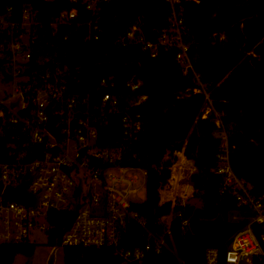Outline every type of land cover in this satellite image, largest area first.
<instances>
[{
	"label": "trees",
	"instance_id": "16d2710c",
	"mask_svg": "<svg viewBox=\"0 0 264 264\" xmlns=\"http://www.w3.org/2000/svg\"><path fill=\"white\" fill-rule=\"evenodd\" d=\"M190 55L194 70L201 75L206 93L187 92L195 86L192 72L184 74L174 52L160 50L151 57L140 47H128L120 53L117 39L135 22L141 21L149 38H156V28L164 21L161 9L168 13L166 0H107L100 11L101 37L86 42L85 31L73 27L59 28L53 35L48 24L61 10L75 4L66 0H0V14L12 6L16 17L31 6L37 17L47 24V39L58 50L56 60L67 62L78 74L73 92L100 98L101 78H112V89L120 99L119 110L109 114L99 128L98 146L120 147L121 164L146 171V197L133 204L146 219L143 228L131 222L122 237L124 246L133 248L149 242V233L163 237L170 248L160 253L148 252L141 263L132 264H204L205 251L217 247L224 254L234 233L248 223V218L233 220L239 212L230 192L221 193L222 177L212 169L227 135L231 166L235 173L253 186L255 194L264 193V0H183ZM78 8H80L78 6ZM65 35H68L66 37ZM78 68V69H76ZM137 75L142 87L132 92L127 80ZM147 99L139 105L134 101ZM210 105L206 117L205 107ZM139 113L142 129L137 139L124 136L122 113ZM217 120L221 121V127ZM19 131V127L17 128ZM220 132V134L218 133ZM218 133V134H217ZM12 128L0 134V159H8ZM22 135L20 141H24ZM40 148V145L30 144ZM182 152L194 161L196 171L190 175L194 197L201 201V217L222 214L225 225L195 235L183 225L197 206L180 200L162 201L161 190L174 184L172 166ZM177 164L173 166V171ZM174 217L169 225L165 217ZM51 244L58 243L72 223L74 212H50ZM34 243L0 245V264H13L19 254L33 256ZM65 264H121V258L109 247H64Z\"/></svg>",
	"mask_w": 264,
	"mask_h": 264
},
{
	"label": "built area",
	"instance_id": "2783aa9c",
	"mask_svg": "<svg viewBox=\"0 0 264 264\" xmlns=\"http://www.w3.org/2000/svg\"><path fill=\"white\" fill-rule=\"evenodd\" d=\"M66 1L75 5L52 18L48 24L51 33L55 35L59 28L65 27L83 28L86 42L99 40L100 11L107 0ZM166 2L169 10L162 20L164 24L156 28V38H149L139 21L116 44L127 50L131 46L140 47L151 57H156L160 50L174 52L183 73L194 75L195 86L187 92L206 93L190 55L183 0ZM46 26L31 6H25L18 17L12 6L0 14V86H13L10 93L4 90L6 94L0 97V134L10 127L12 139L17 140L9 144L8 159H0V182L6 188L27 181V190L38 199L37 205L26 204L9 198L4 191L0 193V245L34 243L36 229L50 236V212L72 211L74 219L59 245L109 247L121 258V264L141 263L149 251L160 253L170 247L163 237L152 233L145 245L129 248L122 243L131 222L146 226V219L133 208L137 202L128 199L129 193L136 192L131 186L139 180L132 170L145 175L146 171L121 164L122 148L97 144L98 127L109 114L119 110L120 99L112 91L116 82L101 78L98 89L103 92L96 100H90L89 94L74 93L73 84L80 82L79 75L67 62L55 59L58 50L47 39ZM142 84L135 74L126 86L136 92ZM146 99L147 95H142L133 105ZM50 105L55 124H66L60 137L47 128ZM77 113L84 115L77 118ZM217 124L221 127L220 120ZM122 125L125 138L137 139L142 129L141 115L124 111ZM23 134L27 138L20 141ZM222 138L218 162L212 171L222 177L220 192H230L236 198L240 210L232 216L233 220L248 218V223L234 233L224 254L217 247H209L204 264H264V193L255 194L253 186L235 173L225 132ZM183 225L190 229L189 218Z\"/></svg>",
	"mask_w": 264,
	"mask_h": 264
},
{
	"label": "rangeland",
	"instance_id": "374dc122",
	"mask_svg": "<svg viewBox=\"0 0 264 264\" xmlns=\"http://www.w3.org/2000/svg\"><path fill=\"white\" fill-rule=\"evenodd\" d=\"M0 97H4L7 92H11L13 89L12 84H9L3 88L0 86ZM210 103L205 107V113L210 111ZM220 134V132H218ZM217 133V134H218ZM74 144V140L70 141V149ZM177 159L175 164H178L175 170H171L174 174V180L177 181V185H174L171 181L161 190L162 201L167 200H180L182 203H189L195 206H201V201L197 197H194V190L191 187L190 175L193 166L188 165L186 159L177 152ZM182 159L183 162H180ZM175 164L173 166H175ZM172 166V169H173ZM133 173L138 175V182L134 183L131 188L136 190V192H131L128 194V199L133 202H142L146 197V175L140 170H132ZM172 177V175H171ZM190 184V186H189ZM174 213L167 215L165 217V222L167 225L170 224L174 217ZM49 235L46 231L36 229L33 233L32 241L35 244V252L33 256L27 257L23 254L17 255L13 264H48V260L52 253L55 254L54 264H65L64 263V248L58 243L51 244L49 242Z\"/></svg>",
	"mask_w": 264,
	"mask_h": 264
},
{
	"label": "water",
	"instance_id": "95a60500",
	"mask_svg": "<svg viewBox=\"0 0 264 264\" xmlns=\"http://www.w3.org/2000/svg\"><path fill=\"white\" fill-rule=\"evenodd\" d=\"M27 7H29V5H27ZM165 16V13L163 12V10H159L158 11V18L160 20H163ZM141 21H143V18L141 19ZM120 53L126 52L127 49L120 46L118 48ZM15 104H12V106H14ZM48 111L50 114V119L47 123V128L57 137H60L62 132L61 129L63 127H66L65 123H61L56 125L55 124V118L52 114V105H50L48 107ZM83 113H77L76 117H80L83 116ZM76 118L73 120L72 122V126L71 128L73 129L75 127V123H76ZM27 181H24L23 183H21L19 186L17 187H11L8 186L6 188L3 187V184L0 182V193L2 191H4V194L7 195L9 198L16 200L18 202H22V203H26V204H33V205H37L38 203V199L37 196L30 193L27 190ZM76 210V207L74 208V211ZM201 211H202V207L198 206L195 208L193 214L190 216L189 218V226H190V230L193 234L195 235H201L204 231L206 230H219L222 229L225 225V218L222 214H219L216 218L213 219H204L201 217ZM122 233H124V231H121ZM55 262V254L52 253L50 255V258L48 260V264H54Z\"/></svg>",
	"mask_w": 264,
	"mask_h": 264
},
{
	"label": "crops",
	"instance_id": "0c3cea01",
	"mask_svg": "<svg viewBox=\"0 0 264 264\" xmlns=\"http://www.w3.org/2000/svg\"><path fill=\"white\" fill-rule=\"evenodd\" d=\"M179 153H180V154L186 159V161H187L186 163H187L188 165L191 164V165L193 166L191 173L194 172V171H196V167H195V165H194V161L191 160V159L186 158L182 152H179ZM179 160H180V162H183L182 159H179ZM177 165H178V164H177Z\"/></svg>",
	"mask_w": 264,
	"mask_h": 264
},
{
	"label": "bare ground",
	"instance_id": "6f19581e",
	"mask_svg": "<svg viewBox=\"0 0 264 264\" xmlns=\"http://www.w3.org/2000/svg\"><path fill=\"white\" fill-rule=\"evenodd\" d=\"M177 181L174 182V185H177L178 183H176ZM190 186V185H189ZM192 187V186H191Z\"/></svg>",
	"mask_w": 264,
	"mask_h": 264
}]
</instances>
